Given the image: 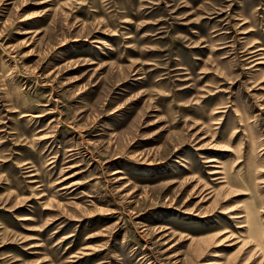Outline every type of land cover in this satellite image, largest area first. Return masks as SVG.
Returning <instances> with one entry per match:
<instances>
[{
    "label": "rangeland",
    "instance_id": "rangeland-1",
    "mask_svg": "<svg viewBox=\"0 0 264 264\" xmlns=\"http://www.w3.org/2000/svg\"><path fill=\"white\" fill-rule=\"evenodd\" d=\"M0 264H264V0H0Z\"/></svg>",
    "mask_w": 264,
    "mask_h": 264
},
{
    "label": "bare ground",
    "instance_id": "bare-ground-1",
    "mask_svg": "<svg viewBox=\"0 0 264 264\" xmlns=\"http://www.w3.org/2000/svg\"><path fill=\"white\" fill-rule=\"evenodd\" d=\"M242 215H239L238 217H241Z\"/></svg>",
    "mask_w": 264,
    "mask_h": 264
}]
</instances>
